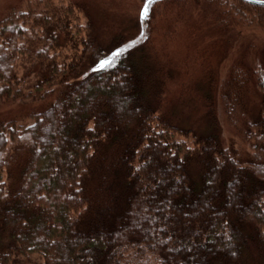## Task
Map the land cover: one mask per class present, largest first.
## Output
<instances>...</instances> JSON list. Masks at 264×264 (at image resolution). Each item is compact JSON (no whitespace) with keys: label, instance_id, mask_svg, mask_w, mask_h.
Returning a JSON list of instances; mask_svg holds the SVG:
<instances>
[{"label":"trees","instance_id":"trees-1","mask_svg":"<svg viewBox=\"0 0 264 264\" xmlns=\"http://www.w3.org/2000/svg\"><path fill=\"white\" fill-rule=\"evenodd\" d=\"M194 1L224 28L235 18L264 32V5ZM35 5L0 20V106L28 107L0 121V264H264V41L257 66L220 84L210 74L199 134L167 113L170 69L148 44L107 54L90 33L59 60L70 41L52 33L67 28L37 31L48 19ZM21 50L20 79L1 56ZM221 114L240 148L223 145Z\"/></svg>","mask_w":264,"mask_h":264},{"label":"rangeland","instance_id":"rangeland-1","mask_svg":"<svg viewBox=\"0 0 264 264\" xmlns=\"http://www.w3.org/2000/svg\"><path fill=\"white\" fill-rule=\"evenodd\" d=\"M34 4H38L35 8L40 17L44 15L48 19L40 23L37 31L43 33L48 25L67 28L65 34L59 30L52 33L61 41H70L67 48L51 52L59 60L61 57V60L67 58L70 61L80 55L82 41L90 33L99 40L107 54L115 52L117 45L119 50H124L129 48V44L132 47L148 44L150 52H157L162 60L168 62L170 69L166 91L167 113L174 124L199 134L207 133L209 128L205 96L210 90V74L216 79V84H220L233 66L249 68L260 62L259 50L264 41L261 29L235 18L226 19L224 28L221 20L217 19L221 18L218 12H206L204 5L194 0H155L151 4L149 0H0V20L14 9ZM146 5L148 14L145 17L142 14ZM32 25V21L24 25L25 39L32 35ZM23 51L9 62L8 53L1 56L4 71L8 73V69L13 68L20 79L26 64L19 59L27 58ZM33 77L32 74L26 78L25 86L35 80ZM258 102L259 95L251 87L248 116L256 114ZM27 108L1 105L0 121L26 112ZM219 118L223 145L229 147L233 144L240 148L243 145L240 135L225 115L221 114ZM192 137L174 134L176 140H183L196 149L198 147Z\"/></svg>","mask_w":264,"mask_h":264},{"label":"snow or ice","instance_id":"snow-or-ice-1","mask_svg":"<svg viewBox=\"0 0 264 264\" xmlns=\"http://www.w3.org/2000/svg\"><path fill=\"white\" fill-rule=\"evenodd\" d=\"M154 2H155V0H149V4L154 3ZM147 14H148V5L145 6V9H144V12H143L142 15L146 17ZM128 47H132V45L129 44ZM121 51H124V50L122 49ZM116 55H119V53H116ZM109 62H110V61H108V60L101 61V63H100V67L103 68V67H104L106 64H108Z\"/></svg>","mask_w":264,"mask_h":264},{"label":"water","instance_id":"water-1","mask_svg":"<svg viewBox=\"0 0 264 264\" xmlns=\"http://www.w3.org/2000/svg\"><path fill=\"white\" fill-rule=\"evenodd\" d=\"M244 1L255 5H264V0H244Z\"/></svg>","mask_w":264,"mask_h":264}]
</instances>
